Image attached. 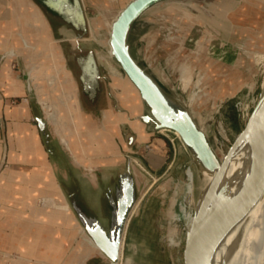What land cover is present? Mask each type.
<instances>
[{"label": "rangeland", "instance_id": "rangeland-1", "mask_svg": "<svg viewBox=\"0 0 264 264\" xmlns=\"http://www.w3.org/2000/svg\"><path fill=\"white\" fill-rule=\"evenodd\" d=\"M128 1L85 0L84 6L91 27L88 45L99 52V60L105 68L108 62L112 64L114 74L111 75L115 83H118L119 88H125L124 90L132 98L136 96L134 89L137 92L138 90L112 56L109 43L112 23ZM187 4H194L196 10L199 7L202 10L195 11L194 15L185 9ZM183 12H189V17L183 18ZM230 12L234 14L232 18L228 16ZM197 24L202 26L199 30ZM211 27L220 28L221 33ZM41 36L40 33L35 36V43L39 44L42 41ZM199 38L203 42L201 47H198ZM22 39L25 54L31 64L35 91H38L41 84L46 91L45 97H50V101H55L56 105L61 106L62 103L54 96L59 94L57 89L61 86V81L65 79L64 67L61 64L63 70L59 71V68L53 66L52 55L42 57L43 49L41 51L34 48L33 43L27 44L24 35ZM132 42L136 53L145 59L165 86L187 103L198 123L205 127L210 139L214 142L217 154L222 159L236 135L244 127L264 89V0H186L163 3L151 8L143 16V25L132 34ZM10 49L0 46V50H3L5 54L3 63L6 61V51ZM199 51L203 55L202 64L206 60L211 61L205 66L191 64V82L184 87L179 72L181 59L186 53L194 55ZM37 58L39 63H33L32 60ZM193 58L191 57L192 60ZM10 66L11 71L14 70L17 75H20L18 55L11 59ZM201 68L203 70L209 68L207 79L199 78ZM51 76H54L56 80L55 90L48 83ZM18 80L22 84V79L18 78ZM233 88H236L235 93L225 98L205 94L211 89L227 91ZM69 94L73 99V87ZM21 102H23L21 97L10 98L11 105ZM77 111L65 112L64 117L65 119L68 117L66 121L68 126L70 119L71 123L73 119L75 124L76 121L83 124L80 120L81 115L79 117ZM50 125L55 131L51 121ZM154 138L165 140V148L161 150L155 148L152 152L148 143H143L138 152L131 155L139 179L140 196L129 220L120 264H127V262L184 264L186 235L192 223L188 217L194 214L197 198L205 182L204 176L199 173L190 151L174 131L160 130ZM71 140L73 144L71 150L64 146L73 159L81 165L93 168L91 165L93 158L86 156L82 150L78 134L73 132ZM89 143L93 146L92 142L89 141ZM100 156L107 157L104 153ZM189 166L192 167L195 175L194 190L188 187ZM46 193L47 196L39 199L40 204H45V215H49L52 209H62L61 217L72 214L66 203L62 204V207L58 206L56 202L53 203V198H49L51 193L48 189ZM50 204L54 205L49 206ZM61 224L68 227L70 233L66 231V234L73 236L70 241L75 239L74 245L78 247L74 249L73 259L72 253L68 255L66 252L59 259L67 257V260L71 258L75 261L79 254H82L81 257L85 260L86 255L83 251L87 245L82 244V231L74 227L72 223L64 222L63 219ZM72 228L76 230V233ZM67 242L66 246L69 245V240ZM232 248L231 245L230 249ZM7 258L4 256L5 261ZM262 263L264 264V260Z\"/></svg>", "mask_w": 264, "mask_h": 264}, {"label": "water", "instance_id": "water-1", "mask_svg": "<svg viewBox=\"0 0 264 264\" xmlns=\"http://www.w3.org/2000/svg\"><path fill=\"white\" fill-rule=\"evenodd\" d=\"M33 1L57 32L56 43L73 74L82 112L92 119L96 130L110 135L109 130H113L101 124H105L107 114L112 111L105 107L108 97L116 106L118 96L109 85L112 76L101 64L99 52L88 45L91 27L83 0ZM166 1L169 0H130L112 23L111 51L123 72L138 88L146 106L142 114L128 115V119L142 121L152 131L178 132L199 173L202 175L207 170L214 174L197 198L193 222L186 235L184 264H228L220 253V244L215 242V232L264 191V89L244 127L220 159L214 142L187 103L165 86L134 50L132 34L137 31L140 19L149 9ZM18 59L21 61L19 54ZM21 71L35 121L60 185L82 229L97 248V254L86 264L121 263L127 227L140 196L139 179L131 155L124 151V158L109 170H91L78 165L50 125L33 86L31 65L21 62ZM115 109L120 111L117 106ZM0 121L4 128L2 116ZM249 136L254 143L250 142L254 156L239 172L228 174L229 164L240 154ZM127 141L129 146L137 147L134 134L129 135ZM5 163L4 157L0 170Z\"/></svg>", "mask_w": 264, "mask_h": 264}, {"label": "crops", "instance_id": "crops-1", "mask_svg": "<svg viewBox=\"0 0 264 264\" xmlns=\"http://www.w3.org/2000/svg\"><path fill=\"white\" fill-rule=\"evenodd\" d=\"M173 1L180 2L186 0H169L163 3ZM83 3L85 5V0H83ZM194 6V4H187V8L185 9L192 14H194L195 11L202 10H200V7L196 10ZM27 16L32 18L35 17L37 23L41 26V30L34 32V38L30 35L27 41L24 39L25 42L27 44L33 43L34 48L41 49V51L43 49L42 57L52 55L53 66L59 68V71H62L64 67L67 73L65 74L70 77L74 88L73 98H75V105L78 110L76 111L79 117L81 115L80 120L83 123L82 125L80 124V134L77 133L82 150L84 141H81L80 138L83 134H89L92 130H95L96 132H94L96 134L101 135L102 133V136H106L103 135V132L100 130H96V126L92 123V119L82 112L73 74L69 71L63 60L60 46L56 43L57 32L51 26L42 9L33 0H0V43L3 40L4 42L1 43L3 48H11L9 51H6V61L4 63L5 54L3 50H0V116H2L4 120V128L1 127L0 121V164L4 157L6 159L4 167L0 170V264H12L11 262L13 261H17L19 264H72L73 262V264H86V261L90 257L97 254V250L87 246L84 249L85 251H83V254L85 252L84 255H86V257L84 256L85 260L81 257L83 255L79 254L75 261H72L71 258L73 259L75 256L74 249L78 246L74 245L75 239L70 241L73 236L66 234L67 232L70 233L68 227L61 224V219L69 215L60 218L57 210L54 214L51 210L48 213L49 215H45V204L42 205L39 202L40 197L47 196L46 189H48V192L51 193L49 194V198L53 197V202H56L58 198H65L72 215L76 218L60 185L56 168L51 161L39 127L35 121L26 82L21 71V62L23 65L31 64H29V58H27L25 54L26 51L24 49L22 36L18 34L20 30L17 20L19 18L23 20V27H26L23 31L29 34V26L25 21ZM142 25L143 17L140 19V25L138 27H142ZM45 30L48 39H43L39 44L35 43V36L38 33L42 35ZM58 33H60V29ZM11 50L17 51L13 57L11 56L12 58L16 57L18 54L21 56V61L18 59L20 75H17L14 70L11 71ZM32 61L33 63H39L38 58ZM58 61L60 63H57ZM7 62H9V73L6 72V70L4 71V65ZM61 64L63 67H61ZM14 75L22 79V84H20V81ZM13 81L16 83L13 84ZM109 85L118 96L116 106L120 111L115 109L116 106L108 97V105L105 107L112 111L107 114V121L105 124L101 125L113 130L111 132L109 130L108 134L110 135L106 137L108 140L112 139L109 142L117 153L113 154L112 151L107 153L103 152L107 157H101L100 155L103 153L97 155V157L88 155L93 158V163H91L93 168H91V170L112 169L119 160L124 158V151L133 155L138 152V149H140L143 143H148V147L152 152L155 148L161 150L166 146L165 140L154 138L156 133L160 131L147 129V126L142 121H131L128 119V115L134 117L135 115L142 114L146 108L139 93L134 89L136 96L131 98L130 94L124 90L125 88H119L117 86L118 83H115L113 76ZM37 95L39 97L38 91ZM11 97H21L23 102L11 105ZM113 128L118 129L115 130ZM131 134L135 135L134 143L137 145L136 148L128 144L127 139ZM29 142L31 143L28 144ZM24 143H26L27 147H24ZM32 145L36 146V149L33 150ZM45 157H47L53 172H47ZM77 164L86 169H90L88 166ZM47 182L50 183L51 187L53 186V189L48 188ZM70 223L71 222H69V224ZM31 224L32 226L30 227ZM72 229L73 232L76 233V230L74 228ZM47 239H53L56 242L53 243L55 249L57 248L56 258H54L55 256L46 258L47 252L45 248ZM68 240L69 245L66 246ZM65 252L68 253V255L71 253L73 255L71 254V258L68 260L67 257L60 260L59 258H61V255ZM4 256L8 257L6 261L4 260Z\"/></svg>", "mask_w": 264, "mask_h": 264}, {"label": "bare ground", "instance_id": "bare-ground-1", "mask_svg": "<svg viewBox=\"0 0 264 264\" xmlns=\"http://www.w3.org/2000/svg\"><path fill=\"white\" fill-rule=\"evenodd\" d=\"M189 14H190L189 12H183L182 17L187 18V17H189ZM233 15L234 14H232V12L228 13V16L230 18H232ZM36 20L37 19L35 17L32 18V17L27 16L25 18L27 25L30 27L29 34H27L23 31V29L26 28V27H23L24 26L22 24L23 20L21 18H19L17 20V22H18L17 24H18L19 30H20L19 33L21 36L24 35V39L26 41L30 38V35H32L34 38V32L35 31L37 32V31L41 30V26H39V24L37 23ZM205 20H206V18H205ZM197 25H198L197 29L199 30L202 26H200L199 24H197ZM211 28L214 29L216 32L221 33V31L219 30L220 28L219 29H216L214 27H211ZM43 35H44V37H43ZM40 38L42 40L48 39V37L46 35V30L42 33V36ZM109 43H110V39H109ZM198 43H199L198 47H201L203 44V42L200 41V38L198 40ZM110 47H111V45H110ZM180 49H182V48L180 47ZM15 54H16V52L14 50H11L10 59H12V57ZM111 54H112V51H111ZM202 56H203L202 53L199 51V52H196V54H194V55H191V53H186V54H184L183 58L181 59V63L179 64V72H180V78L183 81L184 87H187L191 82V75H192L191 74L192 73L191 66L192 65L205 66L207 63H209L211 61V60H209V61L206 60V62L204 64H202L201 63L202 62L201 59L203 58ZM191 57H194L193 60L191 59ZM111 65L112 64L110 62H108V66L106 68L108 69L110 74H114V68ZM208 69L209 68H207V69L205 68V70H203L201 68L202 71L200 72V76H199L200 79H207L208 78V76H209V72H208L209 70ZM5 70H6V72L9 73V62L5 63L4 71ZM65 73L66 72L64 71V74ZM63 76L65 79L63 81H61V84H60L61 86L57 89V91H59V94H56L54 96V98L58 99L62 103L61 106L56 105L55 101H50V97L49 98L45 97L46 91L43 90L41 84H39L38 93H39V99H40L41 105L44 109V112H45L47 118L52 122V124L55 128V131L60 135L62 143L64 145H66V147L68 149L71 150L73 147L72 140H71V137H73V132L75 134L76 133L80 134L79 131L81 132V130H80V124L77 123V121L75 124L73 119H72V123H71V119L69 120V122H70L69 126L66 124L68 117H66V119H65V117H64V115L66 116L65 112L70 111V112L74 113L77 110V107L75 105V98L72 99L70 94H69L70 89L73 87L72 83H69V81L71 82L70 77L68 75H63ZM9 78H11V77H9ZM5 79H6V77H5ZM129 80L131 81L130 78H129ZM15 83L16 82L13 81V84H15ZM48 83L55 90L57 84H56V80H55L54 76L49 77ZM10 85H12V84H10ZM135 87H136V85H135ZM137 90H138V88H137ZM235 90H236V88H233V89H230L227 91H224L223 89H221V90L218 89L216 91H213L211 89L210 91H206L205 94L207 96H215V97L225 98L226 96L233 95L235 93ZM138 92H139V90H138ZM42 95H44V96L42 97ZM139 95H140V92H139ZM140 98H141V96H140ZM95 132H91L89 134H83V136L80 138L81 141H84L83 150L87 156L92 155V156L97 157V155L102 154L103 152L107 153V152H111V151L113 152V154L117 153L116 151H114V148L111 146V144L109 142L112 139L108 140V138H107L108 136L107 137L102 136V133L100 135V134H96ZM174 133H176V135L181 139V136L178 132L174 131ZM89 141L93 143V146L90 145ZM24 142H25V139H24ZM250 142H252L251 136H249L247 138V140L245 142V146L243 147L242 151L239 152L240 154L235 156V158H233V160L229 164L228 169H227L228 174L234 175L237 172H239V170L245 165V163H247V161H249L254 156V152L251 150L252 147H251ZM30 143L31 142H29L28 144H30ZM252 144H254V143L252 142ZM25 146H26V143H24V147ZM28 148H31V147H28ZM32 149L33 150L36 149V146L32 145ZM115 155H117V154H115ZM88 157H90V156H88ZM45 163H46L47 172L48 173L53 172L52 167L48 163L47 157H45ZM187 175H188L189 180H190L188 187L190 190H194L195 175H194V171H193L191 166H189L187 169ZM213 175H214L213 173H211L207 170L203 171V176H204L205 182H204L201 190L206 189L207 185L212 180ZM51 184H53V183H51ZM47 186H48V188L53 189V186L51 187L49 182H47ZM56 200H57L56 205H58V206L61 205V207H62V204L66 203L64 197L58 198ZM53 205L50 204L49 206H53ZM66 206H68V204ZM194 209H195V207H194ZM51 212L54 214V212H56V210L52 209ZM57 212H58V216H60V218H62L61 217L62 209H60L59 211L57 210ZM193 218H194V214H191V215H189L188 220L193 222ZM63 221L64 222L67 221L68 223L71 222L74 225V227H77V228H79V230L82 231V233H83L82 244H86L90 248L97 249L96 246L94 245L93 241L86 235V233L82 229L80 223L72 214H69V216H67L66 218H63ZM215 242L217 244H220V253L224 259H227L228 264H263L262 261L264 260V252H263V250H264V191L258 198H256L251 204H249L245 208V210H243V212L233 216L226 223V225L218 227V230H216V232H215ZM53 243H56L53 239L52 240H49V239L46 240V248H45L46 252H47L46 258H50L49 256H51V257L55 256L54 258L57 257V250H56L57 248L55 249ZM231 245L233 246L232 250L230 249ZM48 253H50V254H48ZM12 264H19V263H17V261H13ZM117 264H120V263H117Z\"/></svg>", "mask_w": 264, "mask_h": 264}, {"label": "built area", "instance_id": "built-area-1", "mask_svg": "<svg viewBox=\"0 0 264 264\" xmlns=\"http://www.w3.org/2000/svg\"><path fill=\"white\" fill-rule=\"evenodd\" d=\"M256 102V101H255ZM223 151V150H222Z\"/></svg>", "mask_w": 264, "mask_h": 264}]
</instances>
